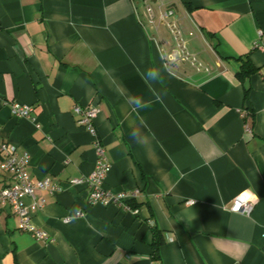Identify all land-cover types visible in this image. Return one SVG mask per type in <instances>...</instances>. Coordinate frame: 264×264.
<instances>
[{
	"label": "crops",
	"instance_id": "0c3cea01",
	"mask_svg": "<svg viewBox=\"0 0 264 264\" xmlns=\"http://www.w3.org/2000/svg\"><path fill=\"white\" fill-rule=\"evenodd\" d=\"M153 6L174 11L200 71L169 59L171 35L141 3L0 0V142L29 153L32 180L63 186L34 191L46 240L0 207V264H264V0ZM246 58L257 70L239 74ZM149 68L160 83L145 81ZM14 102L31 117L12 115ZM75 104L99 108L96 136L76 123ZM95 137L112 164L104 186L138 188L136 212L67 186L94 170ZM8 181L0 169V188ZM244 200L248 216L236 210Z\"/></svg>",
	"mask_w": 264,
	"mask_h": 264
},
{
	"label": "built area",
	"instance_id": "2783aa9c",
	"mask_svg": "<svg viewBox=\"0 0 264 264\" xmlns=\"http://www.w3.org/2000/svg\"><path fill=\"white\" fill-rule=\"evenodd\" d=\"M131 1L142 4L146 17L150 23H153L157 18L164 22L173 42L169 55L170 60H172V56L175 54L176 50H179L180 55L173 61L181 60L183 62H188L198 71L202 69V65L197 62L195 56L190 54L187 50L186 42L181 31L172 19L174 15L172 9H166L156 14L153 6L155 0ZM259 38L264 41V34L260 32ZM10 111L14 116L30 118L33 108L30 105L14 102L10 105ZM98 113L99 108L96 105L75 104L73 107L76 123L95 136L97 134L95 118ZM246 115L245 112L243 116ZM94 146L96 161L92 173L90 175L71 179L67 182V186L86 185V187H88L89 203L116 205L122 209L136 212L137 209L130 204V201L138 195L140 190L134 188L113 192L106 188L104 182L112 164L101 141L97 137H95ZM0 156V169L9 174V181L0 188V207L4 204H9L11 206L13 213L18 218L20 230L27 232L37 240L48 239V234L36 227L33 223V214L38 208L44 205V199L40 201L35 200L34 191L35 189H48L52 192L60 191L63 189V186L58 183H53L49 177L37 181L32 180L28 172L30 160L29 153L26 151L20 152L19 147L11 142H0ZM25 197H30L31 201L27 203ZM188 203H194V201L190 200ZM253 209L254 203L247 200L239 202L236 207L238 212L247 216L252 213ZM77 215H82V211H78ZM65 221H69V219L67 218Z\"/></svg>",
	"mask_w": 264,
	"mask_h": 264
},
{
	"label": "trees",
	"instance_id": "16d2710c",
	"mask_svg": "<svg viewBox=\"0 0 264 264\" xmlns=\"http://www.w3.org/2000/svg\"><path fill=\"white\" fill-rule=\"evenodd\" d=\"M256 70H257V68L251 63L249 58H246L242 61V64H241V67H240V70L238 71V73L244 74V75H249V74L255 72ZM249 91H250V88L247 86L244 90V97L245 98L248 96ZM130 204L134 208H136L135 203L130 202ZM154 234H155V239L152 243V245H153V258H157L158 254H159V248L164 243V240H163V236H162L161 231L155 230Z\"/></svg>",
	"mask_w": 264,
	"mask_h": 264
},
{
	"label": "clouds",
	"instance_id": "9594fccd",
	"mask_svg": "<svg viewBox=\"0 0 264 264\" xmlns=\"http://www.w3.org/2000/svg\"><path fill=\"white\" fill-rule=\"evenodd\" d=\"M180 55L179 50H176L175 54L172 56V60H175L177 56ZM143 78L145 79V81L147 83L154 84V83H160L162 81V75H161V71L159 68H149L144 74H143ZM160 97H158L159 99ZM244 198H248L249 197V193L248 192H244L242 193Z\"/></svg>",
	"mask_w": 264,
	"mask_h": 264
}]
</instances>
